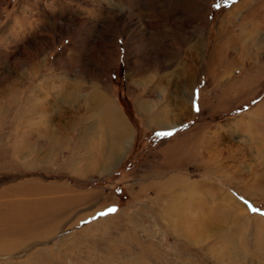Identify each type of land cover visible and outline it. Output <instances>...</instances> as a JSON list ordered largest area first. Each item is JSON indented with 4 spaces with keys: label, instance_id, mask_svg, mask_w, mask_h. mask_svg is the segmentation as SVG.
<instances>
[{
    "label": "rangeland",
    "instance_id": "obj_1",
    "mask_svg": "<svg viewBox=\"0 0 264 264\" xmlns=\"http://www.w3.org/2000/svg\"><path fill=\"white\" fill-rule=\"evenodd\" d=\"M243 1L0 0V97L32 62L40 92L23 131L15 115L0 117V192L35 181L86 195L0 264H264V0L226 19ZM232 36L248 40V58L231 67L226 54L208 69L213 46L229 52ZM252 74L261 77L225 93ZM61 80L81 84L80 103L53 104ZM95 90L130 134L120 159L105 112L86 111Z\"/></svg>",
    "mask_w": 264,
    "mask_h": 264
},
{
    "label": "bare ground",
    "instance_id": "obj_2",
    "mask_svg": "<svg viewBox=\"0 0 264 264\" xmlns=\"http://www.w3.org/2000/svg\"><path fill=\"white\" fill-rule=\"evenodd\" d=\"M254 1L255 0L243 1L237 4L236 6L232 7L229 10L228 16H226V19H229L230 18L229 16L234 15L237 11L241 10L242 8H245L248 6L250 7V5L254 3ZM147 5L148 7L150 6L149 4ZM131 8L134 10L133 7ZM262 10L263 8H260L258 10L259 12H257V13H260V16H261ZM111 12H112L113 17L117 16V12H115L114 10ZM126 12H128L127 9H126ZM125 15L127 17L126 13ZM254 17L256 18L259 17V14L250 15L246 13L244 16V19L245 18L253 19ZM119 18L121 22L125 21L124 20L125 17H119ZM56 20L55 19L53 20V24L55 26L56 25L58 26V23ZM65 22L66 24L68 23L82 24L83 23V21L79 19H73V21L65 20ZM105 22H108V21H105ZM95 27L97 29L104 28V27L99 26L98 24L95 25ZM256 28L257 27H255L253 31H255ZM225 32L226 31H221L220 36L224 34ZM185 35L186 36H185V39H183V41L185 40V42L187 41L189 42L191 38L189 33ZM75 42H76L75 39H73L70 47L68 46L67 49L65 50L66 53H68L69 51H75V48H74ZM188 42L186 43V45L188 44ZM225 44L227 45V48L230 50L229 52L224 51L223 49L224 44H221V45L216 44L213 46L212 57L208 61V69L212 68L215 64H217V62H220L222 57L225 56L226 54H228L230 57L229 64L231 67L238 64L239 58L243 60L248 58L249 56L248 40L244 39V37L232 36L230 37L229 41L225 42ZM165 46L167 47L168 45L165 44ZM188 51L190 54L192 53L191 46L188 47ZM234 53L237 55L235 56ZM163 56H160V58H162ZM62 58H64L63 55H61L58 60ZM69 58L70 57L67 56V60ZM163 58H166V56H164ZM173 60H174L173 57L172 58L170 57L169 64L172 63ZM74 62L76 61L74 60L73 63ZM31 65H30L31 67L30 70H27V72H24V73L22 72L23 75L21 74L22 76L25 77V80L18 82V83H13L12 85L13 89L10 91L8 90L9 92H5L2 95V98L0 97V114H1L0 117L2 118L3 116L5 117L9 115H15L18 119L22 121V123H20L21 128L19 129L22 131H23L22 128L26 126L25 125L26 122H28V120H30V118H32L38 112L40 108L39 107L40 104L38 105L36 102H34L35 101L34 97L38 96L40 93V92L37 93L36 90L34 89V84L36 83V80H37L36 77L38 74V70L36 69V66L38 65L36 62H32ZM65 65H66V62H65ZM163 66L164 65L161 64L160 68H162ZM208 73H209V70H208ZM260 77H261L260 74H252L251 76H249V78L246 81L234 82L232 85L227 87L225 93L230 94L232 90L243 89L247 87L248 85L253 84L256 81H258V78ZM44 82H45V86L47 87V89H52V85L54 82H56V80L52 77L51 78L47 77L46 80H44ZM60 83L61 85L59 84L60 85L59 88H57L56 90H53V93H52L54 105H57V106L65 105V104L72 105L73 103L81 102V98L83 96H81L82 86L80 83H76V82L70 83L68 81L63 82V80H61ZM103 87L105 90L104 85ZM22 88L24 89V91L22 90ZM239 91L241 92V90ZM24 92L26 95L24 94L23 96ZM29 92H31L30 96L28 95ZM138 92L140 91L138 90ZM87 97H88V100L95 103V106H90V108L86 109L87 113L91 112L94 115L100 116L98 112V109H99L102 111V113L105 112V114L107 115L106 120H108V123L112 127L114 126L113 127L114 133H115L114 135H116L117 140L115 139L116 140L115 147H114L115 151L113 150L114 151L113 156L115 157L113 158V160L120 159L119 155L125 149L126 144L128 143V140H129V135H130L123 119L118 116V112L116 111L114 104H112V102H110L107 99L105 93L95 90L94 92H91V94L88 95ZM142 108L146 112L150 113L149 119L152 122L158 125L164 126L162 125L163 121L160 119V116H159L161 115L160 113H152L150 110V106L146 103H142ZM83 120H85L84 117H83ZM258 120L260 121L261 119H258ZM262 121H263V118H262ZM1 123L2 122H0V124ZM99 123L102 124L101 121ZM166 124H168V122ZM93 126H94V123H91L90 125L87 126V128L84 131L86 132L88 128H93ZM27 130L28 131L24 132V134L25 133L30 134V132L32 133L33 128L30 127ZM21 145H22V142L19 143V146ZM67 192L69 191L65 187L53 186L52 188V187H48L45 185H36L35 181H29V182H26L25 184L18 185L17 187L8 188V189L1 191L0 192V253L11 252L14 248L13 246H15V243L22 239L24 240H34L35 239L36 240L39 238H43L45 235L50 233L45 228H50L49 230H52L51 229V227H53L52 223L56 218H59L64 213H66L68 210H70L72 207L84 201L86 198L85 197L86 195L83 196L80 194L79 195H67ZM65 193L67 196H62V194H65ZM58 194H60L61 196L60 195L58 196ZM7 197H10L13 200L12 201L8 200L9 202L5 201L4 203H1V200L3 201L4 198H7Z\"/></svg>",
    "mask_w": 264,
    "mask_h": 264
},
{
    "label": "snow or ice",
    "instance_id": "obj_3",
    "mask_svg": "<svg viewBox=\"0 0 264 264\" xmlns=\"http://www.w3.org/2000/svg\"><path fill=\"white\" fill-rule=\"evenodd\" d=\"M110 211H114V209L113 210H110ZM107 213H101V215H106Z\"/></svg>",
    "mask_w": 264,
    "mask_h": 264
}]
</instances>
